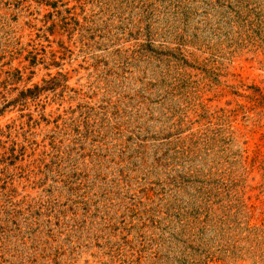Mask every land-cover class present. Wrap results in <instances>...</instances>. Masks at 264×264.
<instances>
[{"label":"rangeland","instance_id":"374dc122","mask_svg":"<svg viewBox=\"0 0 264 264\" xmlns=\"http://www.w3.org/2000/svg\"><path fill=\"white\" fill-rule=\"evenodd\" d=\"M0 264H264V0H0Z\"/></svg>","mask_w":264,"mask_h":264}]
</instances>
